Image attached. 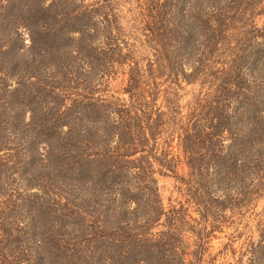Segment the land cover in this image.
Returning a JSON list of instances; mask_svg holds the SVG:
<instances>
[{"label":"trees","instance_id":"1","mask_svg":"<svg viewBox=\"0 0 264 264\" xmlns=\"http://www.w3.org/2000/svg\"><path fill=\"white\" fill-rule=\"evenodd\" d=\"M263 196L264 0H0V264H264Z\"/></svg>","mask_w":264,"mask_h":264},{"label":"rangeland","instance_id":"2","mask_svg":"<svg viewBox=\"0 0 264 264\" xmlns=\"http://www.w3.org/2000/svg\"><path fill=\"white\" fill-rule=\"evenodd\" d=\"M263 23V20L259 19L258 26H260ZM121 88L120 78H117L115 80L111 87L110 91H118ZM196 87L191 85H183V88L180 89V102L181 105H185L188 102H190L194 94L196 93ZM157 181H158V187L159 191L163 200L164 205L167 207L169 204H174L176 202L184 201V191L183 186L178 183L174 177L170 174H157ZM257 210H261L264 207V196L263 198L259 199L257 203ZM195 215V213H194ZM253 216H247L242 220V223L249 222L250 226L253 227L254 222L251 220ZM237 229V230H236ZM250 227L244 228L242 224H228L223 227L222 231H218L215 234V237L211 240V247L210 252L211 254H214L215 252L222 249L223 245L227 242L233 241V246L237 249L242 245L247 235L250 234L249 232ZM239 232H243L244 235L239 237ZM237 255V254H236ZM234 258L232 257L231 253L228 252L227 255L222 254L221 256H218L216 260V264H226L228 262H233Z\"/></svg>","mask_w":264,"mask_h":264}]
</instances>
